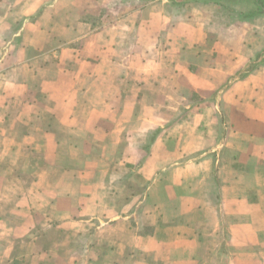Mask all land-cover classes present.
Returning <instances> with one entry per match:
<instances>
[{
	"label": "crops",
	"instance_id": "obj_1",
	"mask_svg": "<svg viewBox=\"0 0 264 264\" xmlns=\"http://www.w3.org/2000/svg\"><path fill=\"white\" fill-rule=\"evenodd\" d=\"M216 8L0 0V264H264V16Z\"/></svg>",
	"mask_w": 264,
	"mask_h": 264
},
{
	"label": "trees",
	"instance_id": "obj_2",
	"mask_svg": "<svg viewBox=\"0 0 264 264\" xmlns=\"http://www.w3.org/2000/svg\"><path fill=\"white\" fill-rule=\"evenodd\" d=\"M124 1H126V0H124ZM142 1L151 2V1H155V0H142ZM191 1L217 3L218 5H220L221 9H225V11L231 10L230 11L231 12L230 17H231V19L233 18V20H236L235 17H232V14L234 15V13H235L234 8H233L235 6H241L242 11L240 12V16L238 18H240L242 20H247V19H252V18L264 16V0H169V4L171 5L172 8L179 9ZM139 2H140V0H139ZM263 52H264V50H263ZM262 53H260L257 56L255 63H252L250 65V67L248 69L249 72L254 71L261 64L258 62L262 58V56H264V53L263 54ZM262 63H264V59H263Z\"/></svg>",
	"mask_w": 264,
	"mask_h": 264
},
{
	"label": "rangeland",
	"instance_id": "obj_3",
	"mask_svg": "<svg viewBox=\"0 0 264 264\" xmlns=\"http://www.w3.org/2000/svg\"><path fill=\"white\" fill-rule=\"evenodd\" d=\"M233 8H234L235 13H234V15L232 14V17H235V19H238V17L240 16V12L242 11V8H241V6H235ZM216 9L218 11V21L219 22L225 23V22H230V20L232 22L233 18L231 19V17H230L231 16V12H230L231 10L225 11V9H221V8H219L220 10H218V8H216Z\"/></svg>",
	"mask_w": 264,
	"mask_h": 264
}]
</instances>
